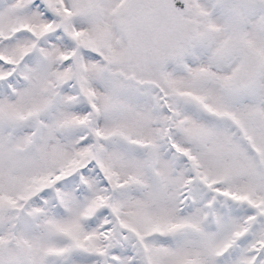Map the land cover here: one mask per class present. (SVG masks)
Listing matches in <instances>:
<instances>
[{"label":"snow or ice","instance_id":"1","mask_svg":"<svg viewBox=\"0 0 264 264\" xmlns=\"http://www.w3.org/2000/svg\"><path fill=\"white\" fill-rule=\"evenodd\" d=\"M0 264H264V0H0Z\"/></svg>","mask_w":264,"mask_h":264}]
</instances>
